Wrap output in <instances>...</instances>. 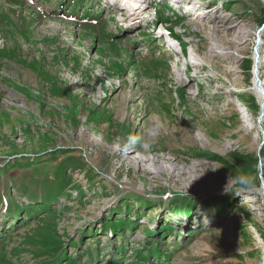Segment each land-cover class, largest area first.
Instances as JSON below:
<instances>
[{"label": "rangeland", "instance_id": "1", "mask_svg": "<svg viewBox=\"0 0 264 264\" xmlns=\"http://www.w3.org/2000/svg\"><path fill=\"white\" fill-rule=\"evenodd\" d=\"M110 1L0 0V264H264V0Z\"/></svg>", "mask_w": 264, "mask_h": 264}, {"label": "clouds", "instance_id": "2", "mask_svg": "<svg viewBox=\"0 0 264 264\" xmlns=\"http://www.w3.org/2000/svg\"><path fill=\"white\" fill-rule=\"evenodd\" d=\"M159 132H160V125L154 123L147 131V139L141 135L129 134L125 140V144H124L125 149H134L137 146H139L140 148L144 150H148V148L150 147V141L154 139L155 137H157L159 135ZM232 179L233 177H229V182L225 188L226 192H229L228 185L230 184ZM238 182L241 187L238 189H233L235 190L237 194H240L244 191L249 190L252 186L251 177H248L246 175H240L238 177Z\"/></svg>", "mask_w": 264, "mask_h": 264}, {"label": "bare ground", "instance_id": "3", "mask_svg": "<svg viewBox=\"0 0 264 264\" xmlns=\"http://www.w3.org/2000/svg\"><path fill=\"white\" fill-rule=\"evenodd\" d=\"M123 2L125 3V5H127L128 6V8L130 9V11H132V12H135V13H138V11L142 8V2H143V0H123ZM122 4H120L119 6L120 7H122L121 6ZM139 7H141V8H139ZM123 8V7H122ZM209 11V10H208ZM184 12V11H183ZM140 13V12H139ZM145 15V13L143 14V17H145L144 16ZM147 16V15H146ZM150 16V15H149ZM160 28H162V27H160ZM260 63V62H259ZM193 65V64H192ZM259 93H262L261 95H263V97H264V92H262V90H260V92ZM263 110H264V108H263Z\"/></svg>", "mask_w": 264, "mask_h": 264}, {"label": "water", "instance_id": "4", "mask_svg": "<svg viewBox=\"0 0 264 264\" xmlns=\"http://www.w3.org/2000/svg\"><path fill=\"white\" fill-rule=\"evenodd\" d=\"M257 59H258V56H257ZM255 70H257V64H256V67H255ZM262 114H264V110L262 111ZM261 196L262 198L264 199V181H262V184H261Z\"/></svg>", "mask_w": 264, "mask_h": 264}, {"label": "trees", "instance_id": "5", "mask_svg": "<svg viewBox=\"0 0 264 264\" xmlns=\"http://www.w3.org/2000/svg\"><path fill=\"white\" fill-rule=\"evenodd\" d=\"M185 46V45H184Z\"/></svg>", "mask_w": 264, "mask_h": 264}]
</instances>
